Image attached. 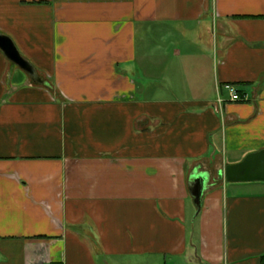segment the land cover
Wrapping results in <instances>:
<instances>
[{
  "label": "crops",
  "instance_id": "1",
  "mask_svg": "<svg viewBox=\"0 0 264 264\" xmlns=\"http://www.w3.org/2000/svg\"><path fill=\"white\" fill-rule=\"evenodd\" d=\"M0 33L44 81L0 49V264H264V181L218 176L264 148V0H0Z\"/></svg>",
  "mask_w": 264,
  "mask_h": 264
},
{
  "label": "water",
  "instance_id": "2",
  "mask_svg": "<svg viewBox=\"0 0 264 264\" xmlns=\"http://www.w3.org/2000/svg\"><path fill=\"white\" fill-rule=\"evenodd\" d=\"M0 49L14 65L25 71L35 82H44L32 63L20 53L14 41L4 33H0ZM218 176L229 182L264 181V148L248 153L239 162L227 164L218 172ZM209 181V172L195 170L191 175L190 191L197 212L201 208L202 196L208 188Z\"/></svg>",
  "mask_w": 264,
  "mask_h": 264
},
{
  "label": "built area",
  "instance_id": "3",
  "mask_svg": "<svg viewBox=\"0 0 264 264\" xmlns=\"http://www.w3.org/2000/svg\"><path fill=\"white\" fill-rule=\"evenodd\" d=\"M225 89L229 94L230 101H243L247 100V95L241 92L235 85L227 84Z\"/></svg>",
  "mask_w": 264,
  "mask_h": 264
}]
</instances>
